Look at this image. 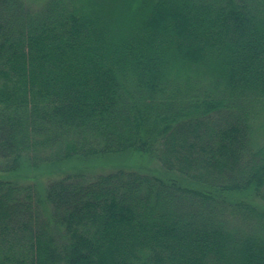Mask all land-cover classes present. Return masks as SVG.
Listing matches in <instances>:
<instances>
[{"label": "trees", "instance_id": "trees-1", "mask_svg": "<svg viewBox=\"0 0 264 264\" xmlns=\"http://www.w3.org/2000/svg\"><path fill=\"white\" fill-rule=\"evenodd\" d=\"M0 264H264V0H0Z\"/></svg>", "mask_w": 264, "mask_h": 264}, {"label": "rangeland", "instance_id": "rangeland-1", "mask_svg": "<svg viewBox=\"0 0 264 264\" xmlns=\"http://www.w3.org/2000/svg\"><path fill=\"white\" fill-rule=\"evenodd\" d=\"M137 156L138 154L128 152L126 154H110L105 157H88L87 159L71 158L56 164L44 163L39 166L37 165L38 167H31L25 163L17 172V178L24 183H33V181H35L41 186H44L50 178H53L59 172L72 171L74 169H80L81 167H87L89 168V171L86 170L88 175L95 176L100 172L116 167L115 165H121L123 163L134 165L133 163L141 160L140 158H137ZM145 160V165L155 167L149 160Z\"/></svg>", "mask_w": 264, "mask_h": 264}]
</instances>
